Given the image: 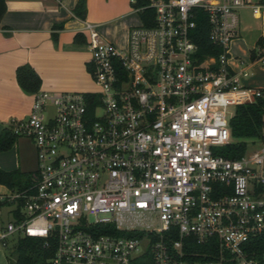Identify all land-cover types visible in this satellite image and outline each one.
<instances>
[{
    "label": "built area",
    "instance_id": "1",
    "mask_svg": "<svg viewBox=\"0 0 264 264\" xmlns=\"http://www.w3.org/2000/svg\"><path fill=\"white\" fill-rule=\"evenodd\" d=\"M131 2L140 19L126 47L83 22L96 88L39 89L13 120L37 164L26 185L0 192V252L31 235L54 240L52 264H131L147 250L152 264H263L243 243L264 230V142L216 151L231 141L235 106L264 95L229 61L238 9L260 5ZM198 10L220 47L204 58L191 36Z\"/></svg>",
    "mask_w": 264,
    "mask_h": 264
},
{
    "label": "crops",
    "instance_id": "2",
    "mask_svg": "<svg viewBox=\"0 0 264 264\" xmlns=\"http://www.w3.org/2000/svg\"><path fill=\"white\" fill-rule=\"evenodd\" d=\"M77 0H5L6 10L0 22V133L10 129L13 120L28 114L33 93L21 89L15 77L19 64L28 62L41 78L40 89L50 91H89L90 51L85 19L97 23L101 35L119 47H126L128 29L138 22L139 14L131 0H86L85 17L73 12ZM260 5L238 9L239 24L230 44V67H245L244 84L264 87V0ZM54 24H60L55 28ZM76 34H79L75 40ZM254 53V57H252ZM262 56V58L259 57ZM31 141L16 135L11 145L0 150V167L30 171ZM0 192L7 186L0 183ZM0 252V264H8Z\"/></svg>",
    "mask_w": 264,
    "mask_h": 264
},
{
    "label": "trees",
    "instance_id": "3",
    "mask_svg": "<svg viewBox=\"0 0 264 264\" xmlns=\"http://www.w3.org/2000/svg\"><path fill=\"white\" fill-rule=\"evenodd\" d=\"M141 1L139 0V2ZM5 10V0H0V22ZM73 12L79 17H85L86 0H77ZM145 12L152 11L145 9L142 12L144 20H146L145 15H143ZM195 19L196 24L191 29V36L197 45L196 54L199 58H204L210 53L218 54L220 47L212 43L208 37L209 22L204 12L198 10V16ZM53 26L57 28L60 24ZM78 36L79 34H76L75 40L78 39ZM252 57H254V53H252ZM15 77L21 89L27 93H33L40 89L41 78L28 62L16 67ZM229 126L231 141L216 148V151L222 155L236 157L241 155L250 144L264 142V95L257 97L253 102L236 105L233 114L229 117ZM15 136L16 134L10 129L3 130L0 133V150L8 148ZM28 175L29 171L7 170L0 167V183L8 188L23 187L28 181ZM46 239L42 236H18L7 248L6 259L8 264H52L50 258L54 253L55 242L48 238V242L45 243ZM207 246V244L195 243L191 249L203 251ZM189 248L186 247L188 250ZM243 248L248 256L254 257L264 264V230L248 238L243 243ZM131 264H152L149 250L133 260Z\"/></svg>",
    "mask_w": 264,
    "mask_h": 264
},
{
    "label": "rangeland",
    "instance_id": "4",
    "mask_svg": "<svg viewBox=\"0 0 264 264\" xmlns=\"http://www.w3.org/2000/svg\"><path fill=\"white\" fill-rule=\"evenodd\" d=\"M137 23H139V20H138V22L136 21L135 24H137ZM90 88L91 89H95L96 86L95 85H91ZM31 144H32V147L30 148V155H29V164H30V166H28L29 169L30 168H35V166L37 164L36 150H35V147H34V144L32 143V141H31ZM0 189H2V188L0 187ZM0 210H1L0 211V219H2L3 217H5V211H6V209L5 208H1ZM152 216L154 217L155 215L153 214ZM1 252L6 257L7 248L6 249H2Z\"/></svg>",
    "mask_w": 264,
    "mask_h": 264
}]
</instances>
